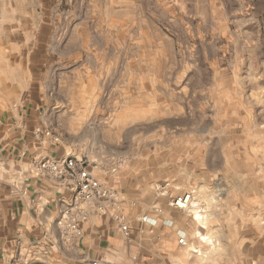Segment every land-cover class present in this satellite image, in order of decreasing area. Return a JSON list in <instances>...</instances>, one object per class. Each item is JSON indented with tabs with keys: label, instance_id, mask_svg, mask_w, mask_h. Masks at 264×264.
I'll return each instance as SVG.
<instances>
[{
	"label": "rangeland",
	"instance_id": "obj_1",
	"mask_svg": "<svg viewBox=\"0 0 264 264\" xmlns=\"http://www.w3.org/2000/svg\"><path fill=\"white\" fill-rule=\"evenodd\" d=\"M45 8L55 27L45 119L61 148L127 212L168 210L196 264H264V0ZM165 180L195 189L198 203L171 207L153 191Z\"/></svg>",
	"mask_w": 264,
	"mask_h": 264
},
{
	"label": "crops",
	"instance_id": "obj_2",
	"mask_svg": "<svg viewBox=\"0 0 264 264\" xmlns=\"http://www.w3.org/2000/svg\"><path fill=\"white\" fill-rule=\"evenodd\" d=\"M46 1L0 0V264L45 257L52 264H196L178 242L184 231L156 205L146 223L139 210H128L130 237L113 210L85 206L81 234L61 238L57 220L71 192L33 171L37 158L68 156L45 119L43 88L54 47L48 37L55 31L54 21L46 22Z\"/></svg>",
	"mask_w": 264,
	"mask_h": 264
},
{
	"label": "built area",
	"instance_id": "obj_3",
	"mask_svg": "<svg viewBox=\"0 0 264 264\" xmlns=\"http://www.w3.org/2000/svg\"><path fill=\"white\" fill-rule=\"evenodd\" d=\"M33 171L58 180L71 192V202L62 209L57 220L62 239L66 240L81 234V221L87 216L84 211L85 206L95 208L98 212L113 210L120 230L126 237H130L131 224L128 212L122 206L117 192L102 184L86 160L71 155L61 158L46 156L34 160ZM153 191L156 196L167 198L171 207L185 212L191 209L193 201L197 199L195 189L180 190L173 180L154 184ZM131 205L134 206L135 202ZM139 220L146 223L149 221V215H142ZM178 242L183 247H189V240L184 235L179 236ZM13 264H29V261L17 259ZM89 264H99V262L93 260Z\"/></svg>",
	"mask_w": 264,
	"mask_h": 264
},
{
	"label": "bare ground",
	"instance_id": "obj_4",
	"mask_svg": "<svg viewBox=\"0 0 264 264\" xmlns=\"http://www.w3.org/2000/svg\"><path fill=\"white\" fill-rule=\"evenodd\" d=\"M200 211H201V210H198V209H194V210H193V213L195 214L194 219H195L196 221H198L199 223L202 222V224H205L206 222L204 223L203 220L201 221V219H204V216L201 215V212H200ZM200 225H201V224H200ZM203 227H205V226H203ZM198 233L202 236V234H201L200 232H198ZM203 238L206 239V242H210L209 238H207V237H205V236H203ZM193 251H194V252H198V249H194Z\"/></svg>",
	"mask_w": 264,
	"mask_h": 264
}]
</instances>
